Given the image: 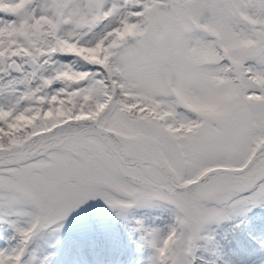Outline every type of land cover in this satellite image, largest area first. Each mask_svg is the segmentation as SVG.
Segmentation results:
<instances>
[{
    "label": "snow or ice",
    "instance_id": "obj_1",
    "mask_svg": "<svg viewBox=\"0 0 264 264\" xmlns=\"http://www.w3.org/2000/svg\"><path fill=\"white\" fill-rule=\"evenodd\" d=\"M0 264H264V0H0Z\"/></svg>",
    "mask_w": 264,
    "mask_h": 264
}]
</instances>
